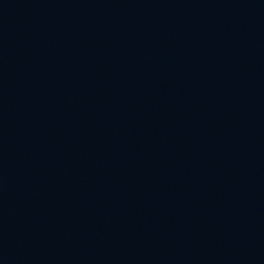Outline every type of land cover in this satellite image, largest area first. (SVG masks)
Masks as SVG:
<instances>
[{
  "label": "water",
  "instance_id": "obj_1",
  "mask_svg": "<svg viewBox=\"0 0 264 264\" xmlns=\"http://www.w3.org/2000/svg\"><path fill=\"white\" fill-rule=\"evenodd\" d=\"M0 264H264V161L130 205L2 233Z\"/></svg>",
  "mask_w": 264,
  "mask_h": 264
}]
</instances>
